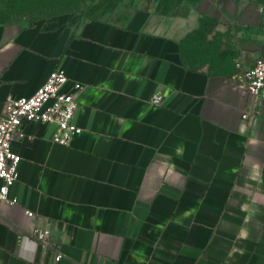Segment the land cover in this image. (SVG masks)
I'll use <instances>...</instances> for the list:
<instances>
[{"label":"crops","instance_id":"crops-1","mask_svg":"<svg viewBox=\"0 0 264 264\" xmlns=\"http://www.w3.org/2000/svg\"><path fill=\"white\" fill-rule=\"evenodd\" d=\"M195 4L214 23L202 55L219 59L204 66L145 17L0 23V115L53 69L66 89L83 85L69 144L39 122L12 143L17 202L0 206V264H264V102L236 65L264 54L259 9ZM34 226L49 229L59 260L29 237Z\"/></svg>","mask_w":264,"mask_h":264},{"label":"rangeland","instance_id":"rangeland-1","mask_svg":"<svg viewBox=\"0 0 264 264\" xmlns=\"http://www.w3.org/2000/svg\"><path fill=\"white\" fill-rule=\"evenodd\" d=\"M195 1L197 0H0V23L22 26L54 22L75 29L97 18L124 24L131 19L145 17L151 28L164 31L176 39L182 47L183 58L189 65L204 66L219 58L202 55L209 52L211 42L204 38L209 36L208 31L214 28V23L198 13ZM252 1L259 9L257 35L264 36V32H261L264 31V0Z\"/></svg>","mask_w":264,"mask_h":264},{"label":"built area","instance_id":"built-area-1","mask_svg":"<svg viewBox=\"0 0 264 264\" xmlns=\"http://www.w3.org/2000/svg\"><path fill=\"white\" fill-rule=\"evenodd\" d=\"M238 76L247 93L258 102H264V55L257 56L249 66L240 63ZM68 77L62 68L49 72L45 81L30 95L6 97L0 115V206L13 205L17 198L10 196V188L18 178V164L21 156L13 150L12 143L23 139L26 134L23 126L27 122H39L53 125L51 141L67 145L71 138L81 132L82 128L73 122L78 106L76 95L82 88L80 82H72L66 89ZM160 94H153L151 102L159 104ZM247 114H243L246 117ZM29 216L30 210H25ZM29 237L44 247L55 251V260L62 257L57 245L50 241V231L46 227L34 226Z\"/></svg>","mask_w":264,"mask_h":264}]
</instances>
